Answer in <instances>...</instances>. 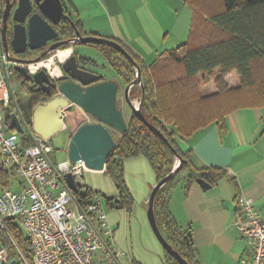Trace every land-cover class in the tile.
I'll return each instance as SVG.
<instances>
[{
    "label": "trees",
    "instance_id": "obj_1",
    "mask_svg": "<svg viewBox=\"0 0 264 264\" xmlns=\"http://www.w3.org/2000/svg\"><path fill=\"white\" fill-rule=\"evenodd\" d=\"M192 10L189 32L185 42L174 49L159 53L150 63L145 64L134 58L141 69L142 86L139 88L143 117L155 126L167 139V144L154 135L134 115L126 123L127 130L114 142V147L105 161V170L118 193L119 207L131 209L132 197L124 180L123 160L127 157L144 156L152 167L157 182L169 174L174 158L179 156L185 161L182 169H187L189 180H201L210 186L224 174L216 168L197 169L191 166L189 151L183 152L174 138L185 140L193 132L217 122L221 128L225 117L236 109L249 107L264 108V0H185ZM67 17L60 22L59 33L64 39L75 36L80 25L68 12L61 0ZM112 40V39H111ZM95 46L109 64L121 74L116 63L127 67L128 76H123L125 84L134 79L135 69L117 50L103 45ZM33 52V51H32ZM81 65L95 64L84 57H77ZM215 71L227 73L234 71L238 84L229 89H220L207 95L198 89L197 76ZM19 76L25 88L24 103H11L5 119L10 122V115L18 109L23 119L30 125L31 109L39 102H45L55 94L40 89L31 76ZM143 90V92H142ZM142 96V98H141ZM129 99L131 97L128 95ZM67 127L74 132L83 121L84 115L79 108L72 107L66 112ZM25 145L32 144L29 138H23ZM174 150V152L172 151ZM12 174L11 170L0 168V179ZM170 182V181H169ZM169 182L156 193L154 214L159 230L166 241L187 262L195 263V252L191 241L183 239V233L175 222L167 204ZM93 191L74 193V199L82 204ZM105 199V198H104ZM108 206V200L105 199ZM10 231L25 253L30 258V249L21 228L8 221ZM164 264H179L165 250Z\"/></svg>",
    "mask_w": 264,
    "mask_h": 264
},
{
    "label": "crops",
    "instance_id": "obj_2",
    "mask_svg": "<svg viewBox=\"0 0 264 264\" xmlns=\"http://www.w3.org/2000/svg\"><path fill=\"white\" fill-rule=\"evenodd\" d=\"M63 1L84 36L115 40L145 64L185 42L192 17L185 0ZM118 77L123 80L121 74ZM66 128L67 123L61 131ZM174 140L183 152H190L194 168L224 171L207 187L189 180L187 169L182 168L169 182L168 208L180 231L190 233L195 263L250 264L252 242L240 235L234 220L238 197L253 199L258 210L264 205V108L236 109L225 117L221 128L212 122L185 140ZM0 168L8 170L1 166V157ZM21 183L12 172L0 179V193L17 190ZM153 185L147 183L149 190Z\"/></svg>",
    "mask_w": 264,
    "mask_h": 264
},
{
    "label": "built area",
    "instance_id": "obj_3",
    "mask_svg": "<svg viewBox=\"0 0 264 264\" xmlns=\"http://www.w3.org/2000/svg\"><path fill=\"white\" fill-rule=\"evenodd\" d=\"M12 57L11 49L5 50L0 40L1 166L22 180L19 189L0 193V264H122L126 255L112 243L114 233L107 220L105 199L92 192L82 204L75 200L87 215L86 221L64 183V175L70 173L78 190H82V175L87 170L83 163H71L68 158L54 162L49 140L37 135L19 111L27 137L6 121L10 104L16 102L10 84L17 73L15 66H24L30 76L41 69L49 75L47 68L40 66L46 57L23 63ZM23 138L33 143L25 145ZM35 138L41 139L40 145L34 143ZM237 211L234 225L243 238L252 242L250 264H264V205L258 210L253 199L241 196ZM8 221L15 222L25 233L30 258L13 237Z\"/></svg>",
    "mask_w": 264,
    "mask_h": 264
},
{
    "label": "water",
    "instance_id": "obj_4",
    "mask_svg": "<svg viewBox=\"0 0 264 264\" xmlns=\"http://www.w3.org/2000/svg\"><path fill=\"white\" fill-rule=\"evenodd\" d=\"M38 12L32 11L31 0H18L17 7L13 12L12 20L13 35L9 42H6L5 31L0 30V40L5 50L11 49L14 54H24L28 47L29 51H35L46 47L47 43L58 37L55 26L59 25L61 20L67 17L61 0H34ZM9 0H6V8L3 16L8 12ZM95 45L103 44L117 50L135 69V78L126 84L124 88V98L130 106L134 115L145 125L154 135L159 137L166 144L167 139L152 124H150L141 114V100L137 106H134L128 97L130 87L134 85L142 86L141 69L133 57L124 49V47L115 40L102 38L99 36H82L78 31L75 36L69 39L58 40L47 46L35 60H40L52 51L60 47L70 45ZM20 63L29 62L24 59L14 58ZM63 73H66L70 79L63 80L64 74L51 78L48 73L41 69L31 75L32 80L39 88L50 93L51 87L56 89V94L45 102H39L31 109V129L44 140H49L55 134L64 129L66 124V112L73 106L78 107L83 112L90 114L96 119L94 123L81 124L74 132L70 134L67 145V156L71 163L82 162L87 170L104 171L105 161L114 147L110 129L124 134L127 130L125 120L121 110L117 107V84L111 80L98 81L100 76L96 73L80 68L77 57L74 53L61 63ZM16 71L24 77L29 76L26 68L21 65L15 66ZM57 83V84H56ZM143 92V90H142ZM142 98V96H141ZM11 124L18 133H23L21 117L18 109L10 115ZM40 138H35L34 143L40 145ZM174 152V150L172 149ZM177 162L169 174L160 179L151 189L147 201V219L149 225L162 245L163 249L173 257L179 264H190L187 262L172 246L166 241L157 225L154 214V200L157 191L167 182L171 181L175 174L185 163L183 159L176 155ZM203 187H207L201 180H197ZM64 183L70 189L72 194L78 192L73 177L70 173L64 175ZM73 201L77 206L79 214L83 219L89 221L87 215L83 212L81 206ZM185 241L190 240V233L183 235Z\"/></svg>",
    "mask_w": 264,
    "mask_h": 264
},
{
    "label": "rangeland",
    "instance_id": "obj_5",
    "mask_svg": "<svg viewBox=\"0 0 264 264\" xmlns=\"http://www.w3.org/2000/svg\"><path fill=\"white\" fill-rule=\"evenodd\" d=\"M69 12L71 13V11ZM68 49H71V52L73 53L74 45L60 47L57 50L63 53ZM57 50L48 54L46 59L53 56ZM75 50L78 58L82 56L95 62V64L82 65L81 67H83V69L96 73L102 78L114 81L117 84V107L121 110L125 123H127L132 111L124 98V88L126 84L123 80H119L118 75L120 74L117 73L115 68L109 64L104 55L95 46L85 44L75 45ZM42 51V49H38L30 54H26L24 60H35ZM11 52L14 54L12 50ZM68 56L69 55L66 57ZM121 62L119 60L116 61L121 74L125 77H129V74L131 73L126 66L121 67ZM53 65L59 66L61 70L60 74L63 73L60 66L61 63L58 60H55ZM196 78L199 92L204 95L217 92L220 89L235 87L239 81V78L234 71L227 73L215 71L211 74H200ZM10 84L15 100H20L21 103H24L27 95L19 76H12ZM138 90L139 88L134 85V87L128 92L134 106H137L139 103L140 92ZM79 110L84 115L85 120L88 118L90 123L96 122V119L90 114L84 113L81 109ZM70 129H72V127H67L66 130L60 131L50 138V144L54 148L51 154L54 162L63 161L68 158L66 146L68 145L67 139ZM110 132L114 142L118 141L121 134L112 129H110ZM22 136H28L26 128L24 129ZM175 161L176 157L174 158L173 165L175 164ZM123 171L125 183L132 197L130 210H127L124 207H119V203L116 202L119 198L116 187L111 177L104 171L85 170L82 175L84 187L81 192H85L87 188L108 200L106 212L107 220L114 231L112 243L115 248L124 252L126 255L122 264H164L165 252L149 225L146 214L147 202H144L145 195L148 196L151 191L149 190L147 183L150 182L151 185H153L155 182L156 184V175L148 160L142 155L124 158ZM12 188H15V186Z\"/></svg>",
    "mask_w": 264,
    "mask_h": 264
},
{
    "label": "flooded vegetation",
    "instance_id": "obj_6",
    "mask_svg": "<svg viewBox=\"0 0 264 264\" xmlns=\"http://www.w3.org/2000/svg\"><path fill=\"white\" fill-rule=\"evenodd\" d=\"M32 2V11L30 13V15L34 12H38V8L34 2V0H31ZM17 3H18V0H9V5H8V12L6 14V16L4 17L3 16V12H4V9L6 8V0H0V30L3 29L5 31V39H6V42L9 44L11 38H12V35H13V26L15 24V22L12 20V15H13V12L14 10L16 9L17 7ZM61 24L55 26V29L57 30V33H58V37L55 39V40H52L50 42L47 43L46 47L47 46H50L51 44H53L54 42L58 41V40H63L64 38L61 36V34L59 33V26ZM75 46V45H74ZM45 48H43L42 50L44 51ZM32 53V51H29L28 50V47L26 49V52L24 54H14V58H19V59H24L26 54H30ZM76 56V53L73 52ZM48 55V54H47ZM46 55V56H47ZM45 56V57H46ZM77 57V56H76ZM78 61V60H77ZM79 67L80 68H83L81 67L82 65L80 63H78ZM61 66V65H60ZM62 69V68H61ZM64 74V78L63 80H69L70 77L66 74V73H62L60 75H63ZM105 79L102 78L100 76L99 80L98 81H104ZM57 84V83H56ZM54 87H51L50 91L53 89ZM41 89V88H40ZM55 90V94H56V89L54 88ZM45 91V90H44ZM46 92V91H45ZM54 94V95H55ZM19 111V110H18ZM20 113V112H19Z\"/></svg>",
    "mask_w": 264,
    "mask_h": 264
},
{
    "label": "bare ground",
    "instance_id": "obj_7",
    "mask_svg": "<svg viewBox=\"0 0 264 264\" xmlns=\"http://www.w3.org/2000/svg\"><path fill=\"white\" fill-rule=\"evenodd\" d=\"M71 51H72L71 49H68L63 53H61V51L57 50V52L53 56H50L46 61L42 62L40 66L47 68L50 76L52 77L59 76L61 70L59 66L53 65V63L55 60H58L59 62H63L67 58L66 56L71 53Z\"/></svg>",
    "mask_w": 264,
    "mask_h": 264
}]
</instances>
